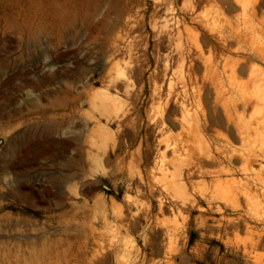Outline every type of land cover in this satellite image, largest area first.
<instances>
[{
  "label": "rangeland",
  "instance_id": "rangeland-1",
  "mask_svg": "<svg viewBox=\"0 0 264 264\" xmlns=\"http://www.w3.org/2000/svg\"><path fill=\"white\" fill-rule=\"evenodd\" d=\"M137 1H141V8ZM194 1L192 12L181 6V0L170 5L171 25L180 20L182 27L190 24L200 30L198 34L193 28L191 38L196 36L194 31L202 36L199 41L207 56L220 51L217 39L225 34L226 56L245 58L247 66L264 70V3L244 8L241 2L225 0L230 6L231 2L237 4V9L229 11L223 0ZM161 2L0 0V264H264V242L255 251V261L232 250L235 244H250L264 230V198L259 192L258 198L250 201L251 210L241 200L240 212L249 220L250 229L243 226L213 234L200 225V210H165L160 215L156 197L147 191L138 209L129 212L134 229L106 227V209L112 225L118 221L111 209L116 190L112 166L108 175L98 173L103 180L94 191L78 193L95 180L92 158L83 154L87 164L81 170L78 163L82 159L76 155L78 130H83L84 146L90 148L85 120L76 117L79 70L74 63L81 62L88 71L102 64L104 53L116 38H124L129 10H138L136 21H144L140 22L143 30L133 36L150 58L147 80L156 54L151 17L162 13ZM185 33L184 42L191 39ZM81 107L85 113L90 111L87 104ZM70 110L76 118L74 145L68 153L62 140L69 137L66 119ZM234 140L244 151L264 148L261 135H249L245 144ZM69 155L73 164L68 162ZM78 173L81 175L76 176ZM125 195L123 185L118 200L124 203ZM257 208L262 211L260 218L253 213ZM237 215L225 212L226 218ZM211 217L220 215L204 216L209 223ZM165 222L170 225L169 233L159 227Z\"/></svg>",
  "mask_w": 264,
  "mask_h": 264
},
{
  "label": "bare ground",
  "instance_id": "bare-ground-1",
  "mask_svg": "<svg viewBox=\"0 0 264 264\" xmlns=\"http://www.w3.org/2000/svg\"><path fill=\"white\" fill-rule=\"evenodd\" d=\"M159 1H162L158 5L162 13L151 17L154 19L151 20L155 64L147 80L145 74L151 68L150 58L145 47L141 49L143 46L140 48L133 36L141 31L144 22L136 21L138 10L126 13L122 26L124 38H116L104 53L102 64L88 71L81 62L74 63L79 70L76 117L85 120L90 148H85V134L80 129L76 155L82 159L86 153L92 158L95 180L76 192L83 195L85 190L94 191L103 180L99 174L108 175L107 169L112 166L116 190L111 209L118 221L112 225L106 209V227L134 229L136 224L130 220L129 212L138 209L147 191L156 197L160 215H164L165 210L172 213L200 210V225L212 234L243 226L250 229L249 220L240 212L241 200L245 201L244 207L251 210L248 206L252 198H258L256 192L264 198V148L244 151L234 139L245 144L249 135L264 136V70L247 66L245 58L235 60L226 56L228 38L225 34L217 39L221 43L220 51L213 55L206 51L207 56L205 46L199 41L203 38L196 33L200 34V30L193 27L196 31L193 41L191 32L194 29L190 24L185 22L182 27L177 20L171 25L169 11L175 0ZM181 1L187 11L196 7H193L194 0ZM212 1L219 3L220 0ZM235 1L241 2L244 8L264 3L262 0H254L251 4L250 0ZM231 4L229 11L237 9V4ZM138 7L141 8V1ZM184 33L191 39L184 42ZM245 75L247 80H243ZM86 87L90 88L83 90ZM81 104H87L90 111L83 112ZM76 117L70 110L66 119L69 137L62 143L68 153L74 145L72 128ZM68 162L73 164L72 155ZM86 164L83 159L78 163L81 170H85ZM123 185H126L124 203L118 200ZM255 204L260 206V202ZM227 210L238 215L226 218ZM260 210L257 208L253 212L259 218ZM82 213L87 217L85 207ZM134 213L136 216L137 212ZM207 213L220 215V218L211 217L212 223H209L204 218ZM159 227L168 232L170 225L168 227L165 222ZM263 242L264 230L250 244H235L232 250L255 261V251Z\"/></svg>",
  "mask_w": 264,
  "mask_h": 264
}]
</instances>
